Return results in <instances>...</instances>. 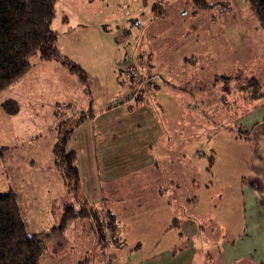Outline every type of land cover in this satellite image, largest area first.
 I'll return each instance as SVG.
<instances>
[{
    "label": "rangeland",
    "instance_id": "rangeland-1",
    "mask_svg": "<svg viewBox=\"0 0 264 264\" xmlns=\"http://www.w3.org/2000/svg\"><path fill=\"white\" fill-rule=\"evenodd\" d=\"M51 28L58 30L60 45L65 47L68 58L84 69L88 80L83 82L72 71L78 85L62 82L57 91L62 102L65 94L72 96L68 105L50 106L55 101L53 96L38 119H26L23 112L27 108H22L21 113L7 123L8 137L11 130H22L25 136L27 132L35 134L37 128L46 129L43 157L34 164L28 163L24 170L30 175L31 191L38 193L36 205L42 208L41 214H35L34 218L40 225L34 228L53 231L54 226L60 225L64 205H78V198L84 199L81 192L77 197L68 190L50 150L54 148L52 140H57L60 124L69 120L71 122L61 129L69 128L84 111H88V105L83 104L89 94V99H93V110H99L111 101L116 91L119 92L117 96H123L139 87L140 95L143 88L140 103L152 105L165 125L184 127L179 129L184 134L189 130L188 156L193 158L191 162L200 173L202 185L206 182L211 186L201 185L199 194L195 187L192 195L198 199L192 201L195 203L191 205L193 214L218 201L213 192L219 173L247 172L251 146L236 142V134L241 132L236 124L240 118L251 116L250 112L255 109L256 114L264 117V29L248 0H59ZM131 65L137 68L134 77L127 76ZM253 79H257L260 85ZM133 80L135 85H132ZM5 93L6 89L0 93V99ZM54 119H57L55 126ZM142 133L143 137L144 133L150 134L146 130ZM231 134L234 140H229ZM222 141L225 145H220ZM28 147L30 150L34 147L25 146L31 156ZM0 150L6 153L7 147H0ZM3 161L0 160V173ZM38 172H44L51 189L54 186L50 192L48 187L43 188L42 182L39 184ZM224 182L231 184L238 183V180L230 181L228 175ZM6 183L0 177V192H7V188L2 187ZM228 196L224 194V198ZM232 198L241 201V195L237 200L235 196ZM214 211L217 212L210 209L203 213ZM41 216L46 220L40 219ZM150 217H153L152 213L136 219ZM206 219L203 222H207ZM149 221V226L147 221L142 222L145 225L138 222L126 231V244L119 249L125 255H120L126 258L132 244L142 243V253L145 254L156 248L153 240L156 233ZM86 222L83 220V225ZM83 225L72 224L68 228L67 242L59 237L50 238L52 242L45 250L44 263L72 264L73 258L87 250L98 262L104 249L99 243L97 246L95 242L92 244ZM29 227L32 230L33 227ZM157 230L159 232V227ZM121 231L122 227H119L115 236L108 230L111 239L105 245H109V249H112L111 245L119 246L125 242ZM56 252L66 254L65 258L59 259ZM130 261L134 264L135 258L131 256ZM198 264L203 263L198 261Z\"/></svg>",
    "mask_w": 264,
    "mask_h": 264
},
{
    "label": "crops",
    "instance_id": "crops-1",
    "mask_svg": "<svg viewBox=\"0 0 264 264\" xmlns=\"http://www.w3.org/2000/svg\"><path fill=\"white\" fill-rule=\"evenodd\" d=\"M54 31L58 34V48L68 57L65 47L60 45L58 30ZM73 74L75 73L60 61L42 60L37 55L32 59L29 71L9 86L6 95L0 99V147H7V152L0 157L1 161L4 160L0 177L7 182L2 187L17 193L24 220L33 233L52 231L34 228L40 225L36 224L39 222L34 218L35 214H41L42 208L36 205L38 193L31 191L30 175H26L27 170L24 171L28 168V163L34 164L43 157L46 129L37 128L35 134L27 132L25 136L22 130H11L8 137L7 123H11L22 108H27L23 112L26 113V119H38L53 96L55 101L50 106L58 103L68 105L72 96L65 94L62 102L61 94L57 91L63 85L62 82L78 85ZM135 84L133 80L132 85ZM118 93L116 91L111 101L99 110H93V99H89V94L90 97L83 105H88L92 110L84 111L88 116L74 131L68 150L77 155L81 194L84 198L100 211L111 212L122 227L123 236L134 224L147 221L149 226L150 220V225L153 226L151 229L156 233L153 236L156 248L145 254L142 253V243L132 244L129 247L130 254L126 253L125 258V253L119 250L126 244L124 236L125 242L122 245H111L112 249H109V245H102L104 252L98 262L87 250L85 254L73 258L72 264H133L131 256L135 258L134 264H198V261L203 264H264V117L256 114L255 109L250 112L251 116L239 119L236 125L241 132L236 134L235 140L241 145L251 146V161L247 172L219 173L213 192V197H217L218 201L204 209L217 212L208 214L200 210V213L193 214L191 205L195 203L192 201L198 199L192 195L195 187L199 194L203 185L208 188L211 186L206 182L202 185L200 173L194 169L195 163L191 162L193 158L188 156L189 130L184 134L179 131L184 127L165 125L150 104L140 103L139 106L129 107L130 103L126 99L130 93L117 96ZM10 99L20 104V110L16 114H7L3 110V102ZM56 121L54 119L53 126ZM143 130L150 134L144 133L143 137ZM230 136L229 140H234L232 134ZM55 140H52V145ZM28 145L34 147L32 150L28 147L31 156L25 149ZM220 145H225L224 141ZM216 160L214 158L215 163ZM219 165L222 167L223 162ZM228 175L230 181L237 179L238 183L226 184L224 180ZM37 176L41 178L39 184L42 182L44 189L48 187L50 192L54 188L53 186L51 189L50 184L46 183L44 172H38ZM224 194L230 196L224 198ZM239 195L241 201H233L232 196L237 200ZM147 213H152L153 217L136 219ZM39 218L46 220L44 216ZM205 218L207 222H203ZM78 220H72L64 230L50 234L45 250L49 242H52V237H59L67 242L68 228L72 224L83 225V220H87L83 229L88 233L92 244L95 242L97 246L90 219ZM56 223L55 220V225ZM29 225L33 227L32 230ZM44 253L39 264H46L43 261ZM56 254L60 255L59 259L66 256L60 252ZM71 257L72 254L69 258ZM83 260H87V263H81Z\"/></svg>",
    "mask_w": 264,
    "mask_h": 264
},
{
    "label": "trees",
    "instance_id": "trees-1",
    "mask_svg": "<svg viewBox=\"0 0 264 264\" xmlns=\"http://www.w3.org/2000/svg\"><path fill=\"white\" fill-rule=\"evenodd\" d=\"M58 1L0 0V92L29 71L35 54L42 60L60 61L77 73L83 82H87L84 69L62 54L57 46L58 34L51 28V24L56 16ZM248 1L264 29V0ZM253 82L260 85L257 79H253ZM144 91L142 88L134 102L128 104L129 107L140 105L139 100ZM2 107L11 115L20 110V104L14 99L4 101ZM87 116L84 112L65 129L61 128L71 121L62 122L53 148L55 163L62 171L64 183L77 197L81 192V175L77 155L68 151L67 146L74 131ZM3 154L0 150V155ZM78 199V205H64L60 225L54 227L52 232L64 230L72 220L87 218L91 221L98 243L108 244L111 239L108 230L115 235L120 227L117 219L111 212H103L94 207L87 198ZM51 233L31 232L24 220L17 193L13 190L0 192V264H39L45 252L46 238ZM81 263H87V260Z\"/></svg>",
    "mask_w": 264,
    "mask_h": 264
},
{
    "label": "built area",
    "instance_id": "built-area-1",
    "mask_svg": "<svg viewBox=\"0 0 264 264\" xmlns=\"http://www.w3.org/2000/svg\"><path fill=\"white\" fill-rule=\"evenodd\" d=\"M137 73V68L134 65H131L128 70H127V76L128 77H134ZM153 77H149L148 80H152ZM140 92L139 87L135 88V90L132 89L130 96H128V98L126 99L127 103H131V101H133L137 96L138 93ZM107 264H111V263H107Z\"/></svg>",
    "mask_w": 264,
    "mask_h": 264
}]
</instances>
